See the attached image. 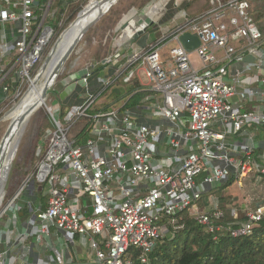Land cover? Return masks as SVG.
I'll return each instance as SVG.
<instances>
[{"label": "built area", "instance_id": "built-area-1", "mask_svg": "<svg viewBox=\"0 0 264 264\" xmlns=\"http://www.w3.org/2000/svg\"><path fill=\"white\" fill-rule=\"evenodd\" d=\"M53 2L0 0V68L8 61L0 102L11 89L17 93L42 62L55 34L48 23ZM181 13L182 24L177 15L157 29L156 41L131 55L124 52L122 33L108 58L66 84L64 92L78 86L89 91L90 77L112 69L81 105L64 109L58 98L49 109L52 126L33 180L47 205L29 203L24 228L19 197L31 191V183L10 202L0 264H133L126 258L131 249L140 252L141 264H150L157 242L184 228L176 218L181 212L189 211L212 234L226 229L218 224L225 216L218 199L207 201L208 212H196L208 191L231 179L240 185L251 176L264 180V141L261 153L256 141L264 136V34L251 4L211 0L198 16ZM154 20L146 30L161 21ZM187 33L200 39L194 52L180 41ZM170 40L177 46L164 57ZM135 79L146 95L137 107L122 110L125 101H115L114 91L122 94L119 82ZM141 117L145 122L138 123ZM230 213L234 238L252 235L264 220V206ZM78 247L82 258L72 255Z\"/></svg>", "mask_w": 264, "mask_h": 264}, {"label": "rangeland", "instance_id": "rangeland-1", "mask_svg": "<svg viewBox=\"0 0 264 264\" xmlns=\"http://www.w3.org/2000/svg\"><path fill=\"white\" fill-rule=\"evenodd\" d=\"M75 1L78 2L80 0ZM91 1L92 0H89V2ZM210 1L211 0H119V2L87 32L75 49L72 56L66 62L56 81L55 87L51 92H49L46 104L33 113V115L28 119L19 138L17 152L14 157V161L12 162L11 171L9 173L5 187V195L2 198L3 200H1L2 203L0 202L1 234L6 232V224L11 217L10 214H12V212L6 213V209L8 208L10 202L19 193L22 187L25 186V184L30 185V183L35 180L36 167H38L37 164H39L38 162H40L42 159L41 152L46 134V123L49 116V109L51 107L54 108L57 106L55 101L58 98L66 108L73 107V105H81L86 101L89 93H94V91L98 89L99 86H101V83L109 78L112 69L105 68L96 72L92 77L89 78L90 90L88 91L86 87L78 86L74 96H68L66 92H64L66 84H68L70 81V83H73V79L81 76L85 68L91 67L92 65H95L98 62L108 58L113 51L115 41L123 33V26L126 24L132 25L134 22V17H142L143 15H146L148 18H150L149 21L152 19H156L154 21H158V19H160L159 17H161L165 11L164 10L161 12L163 7L165 6L166 10L168 11L172 9L170 7L172 4H177L180 6L179 8H183L182 12H184L186 16L194 17L204 13L209 8ZM89 2L84 7V9L90 4ZM187 5L189 6L186 7ZM51 12V17L49 18L48 23L50 25H55L57 22L58 26L63 28L65 26L66 17L64 16L60 21H57L58 10L52 9ZM177 12L173 11L166 18L167 20L163 19L159 21V25L155 24L153 27H151L148 30V33L142 35L141 39H144L147 42L149 40L148 35L151 34L150 41H156L157 29H159L160 26L170 24ZM178 16L179 17H177V19L179 18V23L182 24L185 21V17H182V13H178ZM69 26L67 28H69ZM58 40L55 41V37L53 38L43 57L42 62L30 72V80L22 83L20 89L17 90V93H13L8 99L0 103V145L12 124V119L9 112L15 109L21 99L31 89L33 81L40 74L44 64L57 46ZM142 43L143 41H141V44ZM176 46V42L170 40L163 48L162 55L164 57L167 56L169 51ZM191 60L197 68L201 67L202 63L197 54H192ZM142 76L146 81L145 76ZM44 83L45 77H41L37 84L41 86ZM122 83L123 81H120L119 85H122ZM122 92L123 96L127 93L123 85ZM131 112L133 113V111ZM137 122L141 123L145 122V120H139ZM152 124H154V122H152ZM49 125V127L52 126L51 122ZM23 196L19 197V202L23 201L22 204L26 205L27 199L23 198ZM222 196L225 199L224 201L220 202L219 205L221 208L223 205L229 213L232 210H235L239 213L244 212L245 210H254L259 206H264V180L261 181L257 176H251L243 180L241 185L234 183L228 189H225L222 193ZM25 197L27 196L25 195ZM36 198L37 196L35 195V197L32 199L33 204H35L34 202L36 201ZM217 199V196L211 195L208 200H211V203H214L218 201ZM208 207L209 202L204 200L203 202L196 205V212L200 214L206 213L210 209Z\"/></svg>", "mask_w": 264, "mask_h": 264}, {"label": "trees", "instance_id": "trees-1", "mask_svg": "<svg viewBox=\"0 0 264 264\" xmlns=\"http://www.w3.org/2000/svg\"><path fill=\"white\" fill-rule=\"evenodd\" d=\"M248 1L251 4L252 18L264 34V0ZM88 2L89 0H80L78 2L74 0H54L51 10H58L57 21H60L64 16L66 17L63 28H60L57 22L52 25L55 32V41L75 21ZM170 7L172 8L170 13L176 12L174 4ZM134 43L135 41L131 43L130 48H132ZM134 69L135 66L129 69L127 74ZM122 85L127 93L124 96L123 93L115 96V101H125L122 110H130L137 107L146 95L145 92L139 91L142 89L139 81L135 79L130 84ZM13 93L14 90L11 89L8 96L10 97ZM97 110H91L90 114ZM49 119L48 116L46 131L50 126ZM234 183H236V180L231 179L227 183L211 189L205 194L203 201H208L211 195L217 196L219 202L224 201L225 198L222 193ZM222 210L225 216L218 224L224 225L226 229L214 234L201 226L190 215L189 211L179 213L176 218L179 225L184 228L175 235L168 234L157 242L150 255V264H264V220L256 225L252 235L234 238L230 231L237 228V225L234 224L235 221L231 213L227 212L223 205ZM24 213L27 214L28 210H25ZM245 219V214L241 213L240 221H245ZM139 255L140 252L138 250L131 249L126 258L131 259L133 264H141Z\"/></svg>", "mask_w": 264, "mask_h": 264}, {"label": "bare ground", "instance_id": "bare-ground-1", "mask_svg": "<svg viewBox=\"0 0 264 264\" xmlns=\"http://www.w3.org/2000/svg\"><path fill=\"white\" fill-rule=\"evenodd\" d=\"M105 2H108L109 8L110 7L113 8L119 2V0H92L91 2H89L90 4L84 9V12L81 14L80 18L61 37L53 53L51 62L47 67V69L45 70V72L43 73L42 77H45V79L49 77V75L56 68L60 60L67 52L68 48L75 40L78 33L84 28L88 20H90V18H92L101 10V7ZM44 86L45 83L39 86L35 81H33L31 89L25 94V96L21 99L19 104L10 114L12 122L14 123V127L9 136V140L6 142L5 146L3 147L0 156V164H1L0 202L5 195V189H3L2 191L1 185L3 180L5 179V173L7 170H8V175L6 177L7 178L6 180H8L9 173L11 171L12 162L14 161L16 143L19 141L23 129L25 128V125L28 121V120L26 121L27 119L26 116L31 109L37 108V110H39L41 107H43L46 104L47 99L44 100L42 96Z\"/></svg>", "mask_w": 264, "mask_h": 264}, {"label": "crops", "instance_id": "crops-1", "mask_svg": "<svg viewBox=\"0 0 264 264\" xmlns=\"http://www.w3.org/2000/svg\"><path fill=\"white\" fill-rule=\"evenodd\" d=\"M175 5V9H176V12L177 14L175 15V17L172 19L174 21V19L176 20V17L178 15V13L180 14L182 12V9L183 8H179L180 6L177 5V4H174ZM170 10H168L165 14H162L161 17H159L161 20L165 19L167 20L166 18L170 15ZM150 18H148V16L146 15H143L142 17H134V22L133 24H126L123 26L122 28V31H123V48H124V52L125 53H129L130 55L133 54L134 52L138 51V50H142V49H145L148 47L149 44L153 43L150 41V37H151V34L148 35V38L149 40L146 42L144 39H141L142 35H140L138 37V39H136V37L138 36L139 32L140 31H144L146 30L145 28L147 27L146 24H151V21H149ZM15 28L19 29L20 28V25L17 24L15 26ZM9 33H11V31H9ZM145 33H148V30L145 32ZM144 33V34H145ZM143 34V35H144ZM9 40L11 43H13V36H9ZM135 41L134 45L132 46V48H130V45L131 43ZM141 41H143V43L141 44ZM8 69V61L6 60V62L3 64V66L0 68V77H1V74H2V70L3 71H7ZM142 72V71H141ZM76 91H77V87H73L72 90L69 92H66V94L68 96H74L76 94ZM251 105H255L254 103H251ZM74 106V105H73ZM250 105H248V109H250ZM141 121H144L143 117H141L140 119ZM256 141H257V144H258V152L261 153L262 150H263V141H264V136L263 135H257L256 136ZM43 190L38 188L36 189L35 191L34 190H31V191H24L23 193V198H26L27 199V202H26V205L22 204V202H20L21 206L24 207V209L19 213L18 217H19V224H24L23 227L27 226V223L29 221V218L31 217L30 215V211H29V203L32 204V206L34 207H46L47 205V201H48V197L46 195L43 194L42 192ZM25 195L27 197H25ZM35 195L37 196L36 198V201L34 202L35 204H33L32 202V199L35 197ZM25 210H28V213L25 214L24 211ZM24 227V228H25ZM26 230V229H25ZM59 235V234H58ZM55 242H57L56 240H54ZM57 245L59 246V243L57 242ZM72 255L74 256H78L80 258L83 257L84 255V251L78 247L77 251H72Z\"/></svg>", "mask_w": 264, "mask_h": 264}, {"label": "water", "instance_id": "water-1", "mask_svg": "<svg viewBox=\"0 0 264 264\" xmlns=\"http://www.w3.org/2000/svg\"><path fill=\"white\" fill-rule=\"evenodd\" d=\"M108 2H105L102 7L101 10L94 15L92 18H90V20H88V22L86 23V25L84 26V28L78 33V35L76 36L75 40L73 41V43L71 44V46L68 48L67 52L65 53V55L63 56V58L60 60V62L58 63V65L56 66V68L53 70V72L49 75V77L47 79H45V86L43 89V99L46 100L49 92H51L53 90V88L55 87L56 81L61 73V71L63 70L66 62L69 60V58L72 56V54L74 53L75 49L77 48V46L79 45V43L81 42V40L84 38V36L87 34V32L93 27L95 26L110 10L112 7H108ZM108 8V9H107ZM107 9V10H106ZM84 12V10H82L79 15L77 16L76 20L69 26V28L80 18L81 14ZM67 28L61 35V37L66 33V31L69 29ZM147 30L144 31H140L138 36L136 37V39H138V37L140 35H143ZM61 37L59 38L58 42L60 41ZM181 43L184 45V47L186 48V50L188 52H194L201 44L200 39L198 36L196 35H192V34H184L181 36L180 38ZM58 44V43H57ZM56 49V47H55ZM55 49L53 50L52 54L50 55L49 59L46 61V63L44 64L40 74L37 76V78L34 80L36 83H38V81L40 80V78L42 77L43 73L45 72V70L47 69V67L49 66L51 59L53 57V53L55 51ZM117 95H120V90L116 89L114 91ZM37 111V108H33L31 109L27 116H26V121L33 115V113H35ZM12 112V111H11ZM11 112H9V114H11ZM8 114V115H9ZM14 127V123L12 122L11 126L9 127L7 133L5 134L1 145H0V156L3 150V147L5 146L6 142L9 140V136L13 130ZM19 142V141H18ZM18 142L16 143V150L14 153V157L16 155L17 152V147H18ZM11 165V164H10ZM9 165V167H10ZM1 167V164H0ZM8 167V168H9ZM7 175H8V170L5 173V179L2 182L1 185V190L3 191V189H5L6 184H7ZM35 188V183L34 181L31 182L30 185V189L34 190ZM3 200V199H2ZM2 203V202H1Z\"/></svg>", "mask_w": 264, "mask_h": 264}]
</instances>
